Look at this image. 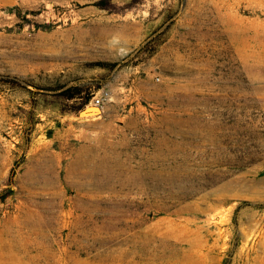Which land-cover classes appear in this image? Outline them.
I'll use <instances>...</instances> for the list:
<instances>
[{
	"label": "rangeland",
	"instance_id": "obj_1",
	"mask_svg": "<svg viewBox=\"0 0 264 264\" xmlns=\"http://www.w3.org/2000/svg\"><path fill=\"white\" fill-rule=\"evenodd\" d=\"M0 264H264V0H0Z\"/></svg>",
	"mask_w": 264,
	"mask_h": 264
},
{
	"label": "trees",
	"instance_id": "obj_2",
	"mask_svg": "<svg viewBox=\"0 0 264 264\" xmlns=\"http://www.w3.org/2000/svg\"><path fill=\"white\" fill-rule=\"evenodd\" d=\"M99 4L104 5L103 1H99ZM171 12H168V16H170ZM159 43V41H157ZM156 46L152 45L149 53L151 54L155 50ZM106 64H113V62H109ZM59 93L65 97L68 108L65 112H75L82 108L90 99V94L88 91L87 85H68L59 90Z\"/></svg>",
	"mask_w": 264,
	"mask_h": 264
},
{
	"label": "water",
	"instance_id": "obj_3",
	"mask_svg": "<svg viewBox=\"0 0 264 264\" xmlns=\"http://www.w3.org/2000/svg\"><path fill=\"white\" fill-rule=\"evenodd\" d=\"M102 112V107L99 104H87L83 108L78 111L79 115H86V114H100Z\"/></svg>",
	"mask_w": 264,
	"mask_h": 264
},
{
	"label": "built area",
	"instance_id": "obj_4",
	"mask_svg": "<svg viewBox=\"0 0 264 264\" xmlns=\"http://www.w3.org/2000/svg\"><path fill=\"white\" fill-rule=\"evenodd\" d=\"M108 95H109L108 91L107 90H103V91H101L100 94L93 95L92 96V101L95 104L101 105L104 102V100L108 97Z\"/></svg>",
	"mask_w": 264,
	"mask_h": 264
}]
</instances>
